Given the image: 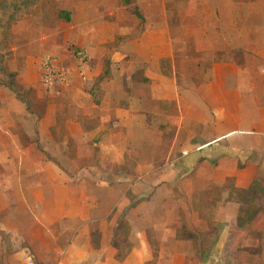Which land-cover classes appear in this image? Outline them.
<instances>
[{
	"label": "crops",
	"instance_id": "0c3cea01",
	"mask_svg": "<svg viewBox=\"0 0 264 264\" xmlns=\"http://www.w3.org/2000/svg\"><path fill=\"white\" fill-rule=\"evenodd\" d=\"M169 1L138 0L145 15L142 28L127 15L122 0H68L69 44L66 38L64 45L56 33L22 23L23 30L28 28L26 39L20 45L15 39L7 67L16 74L18 87L38 90L44 58L60 50L65 56V46L73 53L83 50L94 67L87 71V81L76 73L62 88L64 96L57 102L63 113L33 115L14 94L0 102V264H147L152 261L148 236L170 229L176 218L169 203L173 193L178 191L190 212L201 217L194 203L202 190L221 189L230 177L239 188L255 182L264 187V35H259L258 47L253 33H237L236 18L226 20L219 13L210 23L180 13L173 29ZM201 1L204 10L206 1ZM184 30L191 37L185 38ZM15 32L14 26V37ZM73 62L71 67L77 59ZM100 75L105 78L98 83ZM82 116L91 128L82 127ZM78 136L88 138L99 154L89 169L101 171L83 181L72 179L59 164L62 154L78 151ZM82 184L112 193L73 188ZM126 185L136 197L126 195ZM141 187H156V193L143 199L137 195ZM118 188L121 193L113 199ZM225 198L213 209L239 208ZM125 201L123 218L119 208ZM151 207H158L164 222L160 230L156 214L148 212ZM238 217L237 212L235 223ZM121 220L130 232L124 244L115 246ZM263 220L264 204L249 227L256 231ZM242 230L229 225L224 238ZM187 233L175 242L187 240L194 251ZM225 242L229 248L231 241ZM128 248L126 256L118 257L120 249Z\"/></svg>",
	"mask_w": 264,
	"mask_h": 264
},
{
	"label": "rangeland",
	"instance_id": "374dc122",
	"mask_svg": "<svg viewBox=\"0 0 264 264\" xmlns=\"http://www.w3.org/2000/svg\"><path fill=\"white\" fill-rule=\"evenodd\" d=\"M67 1L68 0H38L35 6L26 8L20 15L19 21L12 26L11 32H9L10 35L7 39L8 46L6 52L3 51L4 54H2V48L0 47V54L2 55L1 57H3L2 62H0V68L4 67L6 69L8 67V59L6 58L11 52L12 46L14 44L13 42L19 40L16 41L15 44L20 45V42L23 41L22 39H26L28 28H25L23 30L24 25L22 23L28 22L30 24L29 27L31 28H33L34 26L44 28L46 33H56L58 40L57 42H59V44L64 45L66 38L69 44L68 35L70 25L64 17H60V13H68L66 12ZM191 1V6H188V0H170L168 2V18L170 20V24H173V29H176L175 25L178 23V16L180 15V13L183 15L182 17H188L190 13L199 18L204 19L205 17L207 21H209V23L212 22V20L216 18V14L219 13L218 15L220 16V18H224L226 20L229 17L236 18L237 33L244 35L251 32L256 36L255 41L253 42L254 45L259 47V45L261 44L259 35H264V0H218V3L217 0H205L206 4H204V10L202 9L203 7L200 6L202 4L201 0ZM137 2L138 0H131L130 8H124L126 13H128L127 15L130 16L131 14L133 15L130 16L132 17V19L137 18L141 22V27L143 28L145 23V15L143 11L138 8ZM182 4L184 5L182 6V9H180V6ZM208 6H210V8ZM188 7H190V9H193L190 10ZM134 11L138 14H134ZM0 20L4 23L6 22V18L3 16V14H0ZM14 26L16 29L15 37L13 36ZM209 28L211 29L210 26ZM224 28H226V26L221 27V29ZM191 35L192 33L190 31L184 30L185 38H189L191 37ZM238 42L240 43V45L244 44L242 43L243 40H240ZM262 44H264V42H262ZM64 48L67 50L65 56L61 55L60 50V52L57 51L59 52L58 55L48 56L44 59L61 61V63L65 67H71L70 63L76 60L73 55V50H70L71 47L70 49H68V46H65ZM108 64L110 65L109 61L106 63V65L109 66ZM93 67L94 66L92 64H88V68L90 70ZM103 76L104 75H100L97 78V81L100 79V77L102 78ZM10 82L11 80L8 78V76L2 74L0 71V102H2V100L12 98V94L15 95V93H20L21 90H25L18 86H15L13 90L9 89L7 87V84H9ZM90 82L92 83L91 80ZM70 84L71 83H69L65 87L69 86ZM37 86L38 90H30L28 94H25L27 92H24L25 95L23 99L19 100L20 102L25 101L29 105V110H27L28 113H31L33 115L39 114L46 116L49 114L51 115L54 110H56V114L63 113L60 107L62 106V103L57 102V98L64 96V94L62 95L61 91L63 90L62 88L65 89V87L57 89H46L41 83V79L37 80ZM35 92L37 94L33 96V93ZM9 107L14 113L20 112V110L12 104H9ZM84 109H89L87 103ZM21 111L25 113L23 109ZM0 113H4L3 106L1 104ZM80 119L82 120L80 121L82 123V127H85L84 119H88V117L85 118V116H82L80 117ZM97 127L98 124H95V128ZM85 128H91V125L86 123ZM60 132L64 136L68 134L66 129L63 127H61ZM67 139L69 138L63 137V141H66ZM76 145L78 151L75 154H62L60 156L62 158V162L59 164L61 165L62 170L66 173H69L72 176V179L79 178L82 181L85 179L88 180V174L90 173L95 175L101 174L100 170H92L91 168L89 169V166L93 165V159H99V154H97L94 149L90 148L92 146L88 142V138L78 136ZM128 172H132V169L130 168ZM73 188H76L75 190L79 191V193L85 190L87 193H92L93 195H100L107 192L110 195V193H112L110 189L109 191L104 190V188L103 190H100L99 186H87L82 184L80 186H73ZM124 188L126 190V195L136 197L135 195H132L134 194L135 190L130 185H126L124 186ZM150 188L155 189L156 187ZM148 189L149 187H141V190L137 195H142L144 196L143 199H148V197L152 196V194L154 193L152 192V189ZM173 189L172 191L170 190L171 194L173 192ZM147 190L149 194H147ZM141 192L143 194H140ZM120 193L121 191L118 188L115 190V193L113 192V194L111 195H114L113 199H116V197L120 195ZM219 194L220 192L218 191V189L213 188H211L210 190L205 189L198 192V202L196 208L198 209V211H200V215H202L201 217H198L197 215L190 212L189 204L184 201V199H182V196L178 191L177 193H173V195H171L172 200L169 203L176 208V218L173 219V222L171 224L172 227L170 229H165L164 232L159 231L152 236H148V241L152 250V261L148 262L147 264H200L194 255L192 245L189 241L184 240L183 242L177 244L175 240L186 238L185 236L187 232L185 230L195 233L199 236L200 233L209 231L210 227L213 224H218L222 227L221 237L223 236V239L219 246L217 245L218 247L215 248L210 260L204 264H264V220L260 223L258 222V224L256 225L257 227H260L258 228L259 230H251L252 228L248 227L247 225L241 232H233L231 238H224V229H226V227H228L229 225L233 226L238 224V222L235 223V216L237 215V212L239 214V208L235 206L220 205L214 210L213 208L214 206H216V204L212 201H214L219 196ZM162 197H164V195L159 198L160 201H162ZM128 200L131 203L133 202V199ZM161 203L163 204V202ZM125 204H127L126 201L121 204L119 208L122 212L121 214L123 218L128 210L127 208L123 207V205ZM111 205L112 204H110L108 207L109 210L111 208ZM148 212L151 214H156V226L160 230L164 222L163 220H160V218H158V207H156L155 209H152L151 207ZM240 218L242 217L240 216ZM93 227H95V225H93ZM177 228H181V233L179 232L178 234L175 232V229ZM69 238L70 237L68 236L67 239ZM132 240L136 244L137 240ZM226 240L228 242L231 241V243L229 242V248H226V246L224 247V244L226 245ZM127 254V252L123 253V256H126Z\"/></svg>",
	"mask_w": 264,
	"mask_h": 264
},
{
	"label": "trees",
	"instance_id": "16d2710c",
	"mask_svg": "<svg viewBox=\"0 0 264 264\" xmlns=\"http://www.w3.org/2000/svg\"><path fill=\"white\" fill-rule=\"evenodd\" d=\"M37 1L38 0H0V14H3V16L6 18L5 23L0 20V47L2 48V54H4L3 51L6 52L8 46L7 39L10 35L9 32H11L12 26L19 21L20 15L25 9L35 6ZM122 1L125 8H130L131 0ZM134 14L137 15L138 13L134 11ZM60 17H64L67 21H69L68 13L62 12L60 13ZM73 54L76 57L77 62L87 63L88 57H86L83 50L74 49ZM1 56L2 55L0 54V62L3 60V57ZM10 56L11 52L6 58L8 61ZM0 71L2 74L7 75L11 80V82L7 84V87L13 90L14 87L17 86L15 81L16 74L11 73L7 68L5 69L4 67L0 68ZM102 78H100L98 82H100ZM24 92H27L25 94H28L30 90H21L20 93H15L16 98L18 100H22L25 95ZM23 102V104L26 103L25 101ZM25 105L26 109L29 110V105L27 103ZM45 155L51 160L47 154ZM54 162L57 163L56 161ZM218 191L220 192L219 196L212 202L216 204V202L222 200V196H225L226 203L231 202L237 204L239 206V217L237 222L240 228L243 229L247 225L249 227L258 219L264 202V187L259 182H255L249 188L243 189L236 186V180L234 177H230L226 180L224 186L221 189H218ZM196 207L197 204L194 203V209L198 210ZM240 216L242 218H240ZM129 232V225L125 220H121L114 236L113 244L117 246V241H121L124 244L125 241L128 240ZM221 233L222 227L218 224H213L209 231L200 233L199 236L192 232L187 233L188 238L193 242L195 255L201 264H204L210 260L212 253L220 241ZM95 247L98 248L97 245ZM130 250L131 249L129 248L123 250L120 249L118 257L121 256L122 253H128Z\"/></svg>",
	"mask_w": 264,
	"mask_h": 264
},
{
	"label": "built area",
	"instance_id": "2783aa9c",
	"mask_svg": "<svg viewBox=\"0 0 264 264\" xmlns=\"http://www.w3.org/2000/svg\"><path fill=\"white\" fill-rule=\"evenodd\" d=\"M88 64L77 62L75 67H65L61 61L46 60L42 63L41 83L46 89L62 88L71 83L74 74L87 81Z\"/></svg>",
	"mask_w": 264,
	"mask_h": 264
}]
</instances>
